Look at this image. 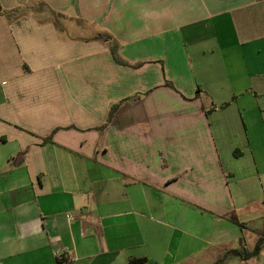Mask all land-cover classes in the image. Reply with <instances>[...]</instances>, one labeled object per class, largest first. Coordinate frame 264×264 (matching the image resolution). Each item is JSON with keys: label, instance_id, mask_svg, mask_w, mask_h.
<instances>
[{"label": "crops", "instance_id": "crops-1", "mask_svg": "<svg viewBox=\"0 0 264 264\" xmlns=\"http://www.w3.org/2000/svg\"><path fill=\"white\" fill-rule=\"evenodd\" d=\"M40 1L0 0V264H264V0Z\"/></svg>", "mask_w": 264, "mask_h": 264}, {"label": "trees", "instance_id": "trees-1", "mask_svg": "<svg viewBox=\"0 0 264 264\" xmlns=\"http://www.w3.org/2000/svg\"><path fill=\"white\" fill-rule=\"evenodd\" d=\"M113 53H114V56L116 57V59L119 60L115 50L113 51ZM117 106H118V104L112 107L111 112H110V117L113 115V113H114L115 109L117 108ZM260 244H261V240L257 244L256 249L254 251H252V252L251 251L248 252V251H244V250H240V249H235V250H232V251L235 252V253L240 254L243 257H248V256L254 254L255 252H257L259 250ZM144 262H145L144 259H140V260L132 259V260H130V264H144Z\"/></svg>", "mask_w": 264, "mask_h": 264}, {"label": "rangeland", "instance_id": "rangeland-1", "mask_svg": "<svg viewBox=\"0 0 264 264\" xmlns=\"http://www.w3.org/2000/svg\"><path fill=\"white\" fill-rule=\"evenodd\" d=\"M32 0H29V2H31ZM36 1V2H35ZM34 2H35V4L36 5H40V6H42V2L40 1V0H34ZM85 21V20H84ZM86 22V21H85ZM87 26V25H86ZM71 31H73V33H76V34H78V31H81L82 33H85L86 35H88L89 34V32L92 30V28L91 27H86V28H83V27H77V26H72L71 27V29H70Z\"/></svg>", "mask_w": 264, "mask_h": 264}, {"label": "built area", "instance_id": "built-area-1", "mask_svg": "<svg viewBox=\"0 0 264 264\" xmlns=\"http://www.w3.org/2000/svg\"><path fill=\"white\" fill-rule=\"evenodd\" d=\"M56 253L59 254V251H57Z\"/></svg>", "mask_w": 264, "mask_h": 264}]
</instances>
